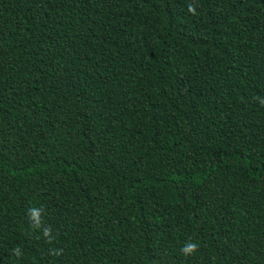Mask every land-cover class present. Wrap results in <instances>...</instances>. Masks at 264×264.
<instances>
[{"label":"trees","instance_id":"trees-1","mask_svg":"<svg viewBox=\"0 0 264 264\" xmlns=\"http://www.w3.org/2000/svg\"><path fill=\"white\" fill-rule=\"evenodd\" d=\"M0 264H264V0H0Z\"/></svg>","mask_w":264,"mask_h":264},{"label":"clouds","instance_id":"clouds-1","mask_svg":"<svg viewBox=\"0 0 264 264\" xmlns=\"http://www.w3.org/2000/svg\"><path fill=\"white\" fill-rule=\"evenodd\" d=\"M36 215H37V213L35 211H33V216H36ZM195 250H196V245H194V244H188L184 249H182V251H184L185 254H190V253L194 252Z\"/></svg>","mask_w":264,"mask_h":264}]
</instances>
